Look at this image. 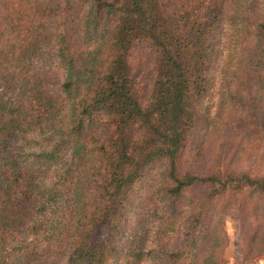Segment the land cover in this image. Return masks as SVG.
I'll list each match as a JSON object with an SVG mask.
<instances>
[{
    "label": "trees",
    "instance_id": "obj_1",
    "mask_svg": "<svg viewBox=\"0 0 264 264\" xmlns=\"http://www.w3.org/2000/svg\"><path fill=\"white\" fill-rule=\"evenodd\" d=\"M263 139L264 0H0V264L264 262Z\"/></svg>",
    "mask_w": 264,
    "mask_h": 264
},
{
    "label": "rangeland",
    "instance_id": "obj_2",
    "mask_svg": "<svg viewBox=\"0 0 264 264\" xmlns=\"http://www.w3.org/2000/svg\"><path fill=\"white\" fill-rule=\"evenodd\" d=\"M225 29V28H224ZM233 31L231 28L226 27V30H224V36L222 35V39H221V53L218 57L217 60V64H216V68H215V85L213 86V88H211V90L209 91L208 96L206 97V99L204 100V106H209L210 107V116L212 118H214V120H216L215 118H219L216 117V112H217V105L220 101L219 99V88H220V74L219 71H221V69H223L224 71H231V69L233 68L234 65V60H235V56H236V34L233 36ZM227 102V100H226ZM224 115V112L220 113V119H222ZM263 145H264V139L262 141ZM241 162H243V159H240V165H247L246 161H244L242 164ZM62 169V166L59 168H55L53 171L49 172L48 175L51 178V180L54 178L53 175L59 174L60 170ZM252 169L256 170H260L262 172H264V159L263 161H261L260 166H257V164L252 166ZM50 178H48L50 180ZM144 192L147 190L146 188H143ZM148 222V221H147ZM238 214L235 211H229L227 217L224 220V229L227 233V241L225 243V248H224V257L227 259L226 264H234L233 261V252H232V246H233V242L237 237V227H238ZM148 224V226H151V224L146 223V225ZM153 240V234H152V230H150L149 232V236H148V245H147V249L150 247L155 248L154 244L152 245L151 242ZM250 264H264V262L261 259L255 260V261H250ZM142 264H150V260H148L147 258L144 259ZM247 264V263H246Z\"/></svg>",
    "mask_w": 264,
    "mask_h": 264
}]
</instances>
